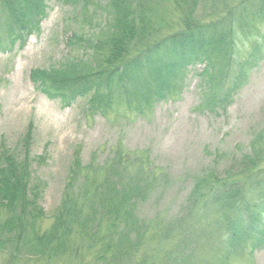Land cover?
Segmentation results:
<instances>
[{
    "label": "trees",
    "instance_id": "16d2710c",
    "mask_svg": "<svg viewBox=\"0 0 264 264\" xmlns=\"http://www.w3.org/2000/svg\"><path fill=\"white\" fill-rule=\"evenodd\" d=\"M82 1L80 16L85 20H91L88 6L92 4L109 15L105 39L97 37L92 42L76 37L68 45L73 48L78 41L84 57L78 54L73 62L30 74L35 88L63 108L90 97L104 115L113 112L115 102L136 100L138 114L152 112L173 91L168 87L170 71L202 63L213 68L211 61L239 34L234 21L221 30L190 23L183 31L150 41L144 0ZM185 1L179 0V5ZM243 4L241 8H250V17L238 18L239 25L244 22L240 25L244 24V32L250 31L253 21L264 25V0ZM47 17V0H0V54L23 49L30 37L40 34ZM259 41L264 44V33ZM246 64L256 66V61L251 58ZM229 80L232 83L227 85L213 83L206 102L223 107L247 77L230 76ZM29 141L25 136L18 154L1 147L0 264H71L75 260L79 264H152L151 259L161 255L164 264H187L189 258H182V250L189 241L195 251L216 245L212 259L204 264H229L246 242L249 254L264 250L263 134L239 157L217 155L227 166L219 171L216 161L194 177L182 207L168 222L140 216L158 179L160 183L168 179L146 156L119 145L101 163L93 159L84 164L75 153L61 202L47 228L40 204L46 186L33 172L44 161L31 155ZM134 167L137 174L131 171ZM170 241L176 243L167 247Z\"/></svg>",
    "mask_w": 264,
    "mask_h": 264
},
{
    "label": "rangeland",
    "instance_id": "374dc122",
    "mask_svg": "<svg viewBox=\"0 0 264 264\" xmlns=\"http://www.w3.org/2000/svg\"><path fill=\"white\" fill-rule=\"evenodd\" d=\"M244 2L186 0L179 5V0H144L150 41L183 31L190 23L221 30L234 21L239 34L235 33L234 42L211 61L215 63L213 68L202 63L170 71L168 87L173 91L155 104L152 112L138 114L135 99L132 104L115 102L113 112L104 115L90 97L63 108L60 102L43 96L31 81L34 70L73 62L78 54L84 57L86 52L78 49V41L73 48L68 44L76 37L92 42L97 37L104 40L111 20L96 4L88 6L89 21L80 16L82 0H47L48 17L41 24L40 34L30 37L23 49L0 54V152L4 146L18 154L20 144L29 136L31 155L43 159L44 164L34 166L33 172L46 186L40 203L47 216L44 228L49 226L50 217L61 202L75 153L84 164L93 159L101 163L119 145L146 156L168 179L161 183L158 179L153 193L139 210L140 216L148 221L168 222L182 207L194 177L213 167L216 161L219 171L227 166L217 155L239 157L250 149L257 135H264V44L259 41L264 25L253 21L250 31L244 32V24L240 26L244 22H238L241 14L250 17V8L244 9ZM258 46L262 50L256 51ZM251 58L256 61L252 68L246 64ZM228 74L246 75L247 80L223 107L206 102L213 83H232ZM163 79L168 77L163 75ZM143 91L146 96L148 92ZM131 171L137 174L138 168ZM175 243L170 241L166 246ZM215 250L216 245L211 250L207 247L195 251L194 243L189 241L184 244L182 258H189L187 264H204L212 259L211 252ZM240 250L229 264H264V250L249 254L248 242ZM166 252L167 249L163 251ZM154 259L152 264H164L162 255Z\"/></svg>",
    "mask_w": 264,
    "mask_h": 264
}]
</instances>
